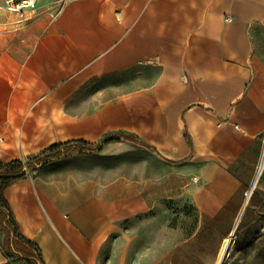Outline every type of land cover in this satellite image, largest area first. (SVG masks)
Listing matches in <instances>:
<instances>
[{"label": "crops", "instance_id": "1", "mask_svg": "<svg viewBox=\"0 0 264 264\" xmlns=\"http://www.w3.org/2000/svg\"><path fill=\"white\" fill-rule=\"evenodd\" d=\"M23 18L0 6V161L135 140L13 181L4 196L20 233L45 264H97L152 214L164 244L179 232L167 223H194L152 264H218L264 204V181L245 204L264 131V0H68ZM106 263L128 264L116 252ZM0 264H12L3 250Z\"/></svg>", "mask_w": 264, "mask_h": 264}, {"label": "rangeland", "instance_id": "2", "mask_svg": "<svg viewBox=\"0 0 264 264\" xmlns=\"http://www.w3.org/2000/svg\"><path fill=\"white\" fill-rule=\"evenodd\" d=\"M7 1L8 0H0V6L7 9ZM67 1L68 0H37V5L34 9L42 7L46 9L47 12L56 15ZM7 11L12 12L8 9ZM19 15L21 16V19H24L22 14ZM262 181H264V173L259 180L255 192H261L259 187H261ZM0 196H2L1 189ZM260 214L259 219L249 225L244 226L240 223L233 248L227 257L224 258L222 264H264V204L260 209ZM156 217V215L149 214L137 217L128 223L127 228L130 234L129 236H132L137 242L135 244L132 242L131 246L127 248V242L129 243L130 238L124 237L123 241L120 244H117L115 251L114 248L116 242H111L98 258L97 264H107L106 262L110 260L115 252L123 254L128 264H141L142 257L148 258L149 262L152 264L159 258L165 256L174 243L182 240L193 232V222L179 220L169 222L167 223L169 227L171 229H176L179 232H177V236L173 239V243L164 244L162 242L163 239L161 237L158 239L153 236V231L149 229L151 227L150 225H152V220ZM190 226H192V229H189ZM167 233H169V231H166V234ZM3 238V233L0 231L1 251L3 250ZM7 259L9 263L12 264H26L23 259L18 257H7Z\"/></svg>", "mask_w": 264, "mask_h": 264}, {"label": "trees", "instance_id": "3", "mask_svg": "<svg viewBox=\"0 0 264 264\" xmlns=\"http://www.w3.org/2000/svg\"><path fill=\"white\" fill-rule=\"evenodd\" d=\"M186 136L192 145L187 131ZM122 138L135 140L134 137L124 133L109 134L97 144L85 140L69 141L54 144L43 150L37 156L24 161L13 160L9 163L0 161V189L2 190V196H0V231L4 236L2 248L6 257H18L23 259L26 264H45L37 244L26 239L20 233L18 223L4 196V189L13 181L23 178L29 171L40 166H45L55 160L70 157L76 153L100 151L104 144L118 141Z\"/></svg>", "mask_w": 264, "mask_h": 264}, {"label": "built area", "instance_id": "4", "mask_svg": "<svg viewBox=\"0 0 264 264\" xmlns=\"http://www.w3.org/2000/svg\"><path fill=\"white\" fill-rule=\"evenodd\" d=\"M36 5H37V0H8L7 1L8 10L22 14V15L25 10L34 9ZM259 171H260V178H261V176L264 173V131L262 133L261 153H260L259 160L256 166L255 177H254V180L251 186L245 192L246 199H251L257 188L260 178L258 181H256V178H257Z\"/></svg>", "mask_w": 264, "mask_h": 264}, {"label": "bare ground", "instance_id": "5", "mask_svg": "<svg viewBox=\"0 0 264 264\" xmlns=\"http://www.w3.org/2000/svg\"><path fill=\"white\" fill-rule=\"evenodd\" d=\"M259 178H260V171L257 175L256 181H258ZM249 201H250V199H246L245 204H247ZM236 232L237 231L235 229L228 237H226V239H224L221 254H220V257L218 259V264H222L224 258L227 257V255L229 254V252L233 248L234 240L236 238Z\"/></svg>", "mask_w": 264, "mask_h": 264}]
</instances>
